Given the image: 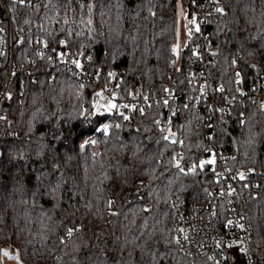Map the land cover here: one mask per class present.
Segmentation results:
<instances>
[{
	"label": "trees",
	"instance_id": "obj_1",
	"mask_svg": "<svg viewBox=\"0 0 264 264\" xmlns=\"http://www.w3.org/2000/svg\"><path fill=\"white\" fill-rule=\"evenodd\" d=\"M202 1L8 5L10 20L3 24L19 68L10 122L30 138L0 143V264L5 247L23 264H211L181 253L171 207L175 195L200 196L206 179L175 170V146L157 123L176 107L179 118L185 110L184 144L203 142L202 115L193 103L162 97L166 86L179 94L199 87L190 76V45L179 60L173 46L179 5L192 17ZM217 5L224 11L207 26L206 70L213 90L224 88L239 102L231 114L214 118L213 140L238 167L264 168V100H258L264 99V0ZM38 42H47L50 53L92 52L98 80L80 83L72 72L51 67L46 55L36 54ZM115 75L122 77L119 98L147 92L155 100L126 120L110 118L102 135L97 129L109 117L88 110ZM88 138L95 143L83 144ZM247 208L256 264H264V184ZM233 264L246 263L240 257Z\"/></svg>",
	"mask_w": 264,
	"mask_h": 264
},
{
	"label": "built area",
	"instance_id": "obj_2",
	"mask_svg": "<svg viewBox=\"0 0 264 264\" xmlns=\"http://www.w3.org/2000/svg\"><path fill=\"white\" fill-rule=\"evenodd\" d=\"M35 3V0H0V143L5 141H21L29 139L22 131L15 129L10 122V112L15 104L19 91L16 88L19 68L15 65L10 54V37L3 22L10 20L8 5H26ZM219 8L217 0H203L194 16L195 23L189 27L192 35H188L191 55L189 58L190 76L199 86L197 90L191 89L184 93H177L166 86L162 95L165 99H180L186 97L193 103L196 110L202 115V121L198 127L201 129L203 142L199 147L194 144H184L182 134L183 124L186 121L187 113L183 110L181 118L177 117L179 109L176 107L167 116L158 117L159 128L165 131L168 140L174 137V150L172 154L175 170L182 174H202L205 179V186L202 194L195 198H186L183 195H175L171 199V207L176 213L175 237L179 243L181 253L193 259H205L211 264H233L240 257H243L246 264H256L253 250L254 233L253 226L249 219L247 199L255 195L264 184V168L238 167L233 156L223 153L220 146L213 140V121L220 115H229L233 112L239 102V98L231 92L213 90L206 70V54L210 48V35L207 32L209 21L217 15ZM188 15V13H187ZM199 25L200 31H196ZM187 32V34L189 33ZM43 53V56L38 55ZM58 53H64L60 58ZM195 53V55H194ZM213 53H216L215 51ZM36 54L40 60L46 55L51 67H60L72 72L80 83L96 82L98 76L91 72L93 66V53L89 52L83 56L76 57L69 50H60L50 53L41 42L37 43ZM79 61L82 65L77 68L73 61ZM34 63H37L35 60ZM240 81V77H238ZM264 84V76L262 77ZM22 85V84H21ZM122 77L113 76L105 89L102 90L104 106L97 113L94 105L89 108V116L109 117L97 129V133L108 134L112 122L110 118L126 120L137 112H144L154 102V97L147 92H131L125 98H119ZM263 102V97H259ZM118 105V108L111 112L105 111L108 103ZM128 105L129 107H123ZM142 110V111H141ZM107 131H104L105 126ZM94 141L93 139H86ZM92 143V144H94ZM214 163L202 161L213 160ZM177 163L179 167H177ZM194 169V171H193ZM241 174L244 178L241 179ZM146 209L150 206L146 204ZM228 221H232L228 225ZM240 225H243L241 228ZM186 237V238H185ZM219 241V246L218 242ZM233 247H228V245ZM245 249L240 252L238 249ZM212 257V259H209Z\"/></svg>",
	"mask_w": 264,
	"mask_h": 264
},
{
	"label": "rangeland",
	"instance_id": "obj_3",
	"mask_svg": "<svg viewBox=\"0 0 264 264\" xmlns=\"http://www.w3.org/2000/svg\"><path fill=\"white\" fill-rule=\"evenodd\" d=\"M187 13H188V11L182 5H179V8H178L177 40H176L175 45L173 46V48H174L177 45H179V47L177 48L178 55H177V52H174V54L177 56V60H179V55H180L181 50L188 43V34H187V32L189 31V27L193 26V23H191V21L194 20V16L195 15L192 16V17H189L187 15ZM91 70H92V68H91ZM105 88H106V86L102 87L98 93H102V90L105 89ZM100 101H101L100 96L97 95L93 105H97V104L104 105L103 104L104 101H102V102H100ZM88 114H89V110H88ZM4 250H7L10 253L11 257H15L18 254L17 251H14L13 249H11L9 247L3 248L2 252ZM2 252H1V256H2V261H3L4 264H23V262L20 259V256H19V260H17V259H14V258H9V257L3 256Z\"/></svg>",
	"mask_w": 264,
	"mask_h": 264
},
{
	"label": "snow or ice",
	"instance_id": "obj_4",
	"mask_svg": "<svg viewBox=\"0 0 264 264\" xmlns=\"http://www.w3.org/2000/svg\"><path fill=\"white\" fill-rule=\"evenodd\" d=\"M19 2H20V3H25V0H19ZM216 11L219 12V13H221V14H223V11H224V10H223L222 8H217ZM191 23H195V20L191 21ZM0 31H3V29H0ZM196 31H197V32L200 31L199 25L196 26ZM188 35H189V37H191V35H192L191 31H189ZM58 43L61 44V45L67 46L66 41L61 40V41H58ZM44 47H45V48L48 47L47 42L44 43ZM178 47H179V45H177L176 47H174V48H173V51H174V52H177V48H178ZM53 51H56V50L53 49ZM38 55L43 56V53H38ZM58 55H59L60 58H63L65 54H64V53H58ZM177 55H178V52H177ZM194 55H195V53H194ZM73 63L76 65L77 68H81V67H82V65L80 64V62H79L78 60H77V61H73ZM233 63H235V61H233ZM109 75H112V74L109 73ZM237 76L239 77V73H237ZM238 82H239V81H238ZM219 91H223V88L219 89ZM97 95L103 98V93H97ZM165 104H167V101H165ZM94 107L96 108L97 113H99V112H100V109H101L102 107H105V106H104V105L97 104V105H94ZM123 107H129V106H128V105H123ZM116 108H118V105H116L115 103L109 102L108 105H107V107L105 108V111L111 112L113 109H116ZM141 111H142V110H141ZM124 118L127 119V117H124ZM157 123H159V121H157ZM107 127H108V126L106 125L105 128H104V131H105V132L107 131ZM117 127H118V125H117ZM164 138H165V139H168V137H164ZM86 143H94V141H87ZM214 162H215L214 159H213V160H208V161H202V162H201V167H202L205 163H209V164H211V163H214ZM177 167H179V164H178V163H177ZM193 171H194V169H193ZM240 178H241V179L244 178L243 174H241V177H240ZM112 203H113V201H109V205H111ZM112 214L115 215L116 213H112ZM231 224H232V221H228V225H231ZM240 227L242 228L243 225H240ZM77 230H78V229H77ZM67 234H68V236H71V235L73 234V229L69 228ZM185 238H186V237H185ZM61 242L63 243V241H61ZM176 242L179 243L178 240H177ZM217 243H218V246H219V241H218ZM228 247H233V245L230 244V245H228ZM238 250H239L240 252H245V251H246L245 249H242V248H241V249H238ZM2 255L5 256V257L14 258V259L19 260V255H18V254H17V256H15V257H11V256H10V253H9L7 250H4V251L2 252ZM209 259H212V257H209Z\"/></svg>",
	"mask_w": 264,
	"mask_h": 264
},
{
	"label": "water",
	"instance_id": "obj_5",
	"mask_svg": "<svg viewBox=\"0 0 264 264\" xmlns=\"http://www.w3.org/2000/svg\"><path fill=\"white\" fill-rule=\"evenodd\" d=\"M169 141H170L171 143H173V142L175 141L174 137H170V138H169Z\"/></svg>",
	"mask_w": 264,
	"mask_h": 264
}]
</instances>
